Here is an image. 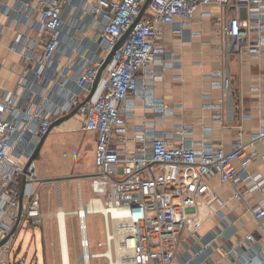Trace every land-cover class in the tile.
Returning a JSON list of instances; mask_svg holds the SVG:
<instances>
[{
    "label": "built area",
    "instance_id": "2783aa9c",
    "mask_svg": "<svg viewBox=\"0 0 264 264\" xmlns=\"http://www.w3.org/2000/svg\"><path fill=\"white\" fill-rule=\"evenodd\" d=\"M146 1L0 0V42L9 35L8 48L23 62L16 90L0 85V264H13L10 253L26 222L43 223L44 182L31 158L52 124L74 110L80 128L96 134L94 170L88 175L94 196L86 203L79 196L74 211L77 262L71 260L68 227L57 226L62 264L64 244L67 264H91L94 257L114 253L115 245L129 250L128 264H223L225 256L231 264H264V243L258 237H264V175L250 168L256 157L264 161V152L255 147L264 143V126L250 134L248 143L240 135L229 151L209 137L197 147L191 124H180L173 135L155 130L150 121L134 136L127 126L137 98L162 117L175 113L176 107L156 97L153 85L170 65L161 42L164 25L186 34L197 12L213 16L229 53L260 59L264 0H151L141 14ZM129 29L90 96L101 66ZM153 63L160 64V74L152 69V79L141 81L140 72ZM215 74L220 79L214 86L229 101L228 67ZM223 106V99L214 105L218 110ZM176 135L179 142L174 143ZM214 176L233 185L230 199L243 202L257 222V232H246L235 245L217 242L237 220L226 212L229 201L213 191L209 179ZM258 192L262 196L255 198ZM100 205L107 212L97 211ZM96 213L105 216V241L98 243L102 252H91L87 215ZM213 217L221 218L224 228L203 234ZM15 262L26 264V257Z\"/></svg>",
    "mask_w": 264,
    "mask_h": 264
},
{
    "label": "crops",
    "instance_id": "0c3cea01",
    "mask_svg": "<svg viewBox=\"0 0 264 264\" xmlns=\"http://www.w3.org/2000/svg\"><path fill=\"white\" fill-rule=\"evenodd\" d=\"M8 37L9 35H6L0 42V85L15 91L23 62L19 54L8 48ZM161 42L168 51L166 59L170 65L164 67L163 77L154 79L153 85L156 97L164 98L167 104L176 107L175 113L162 117L147 108L142 99L137 98L135 113L127 117L129 135L134 136L145 121H150L155 130L165 131L170 135H173L180 124L193 125L191 139L197 147H200L207 137L214 146L223 147L228 151L234 147L240 135L244 142L248 143L250 134L264 126V55L258 59L250 54L229 53L226 38L214 23L213 16H203L200 12L196 13L186 34L175 32L170 24L164 25ZM223 67H228L232 79V99L229 101L223 89L214 86L215 80L220 79L215 72ZM152 69L157 75L160 74L157 72L161 71V66L159 63H153L150 68L140 72V80L152 79ZM208 74H213V77H208ZM220 99L224 100V106L218 110L214 105ZM243 111L249 114L248 118L241 116ZM219 112L222 114L221 118L217 117ZM54 128L58 131H84L80 128L78 116L75 115ZM51 131L47 134L38 155ZM91 140L94 142L95 155L94 132ZM172 142H179L177 135L173 136ZM255 147L259 153L264 152V143L258 142ZM250 168L264 175V161L261 158L256 157ZM209 183L219 198L229 201L226 212L237 220L232 231L218 237L219 245H235L246 232H257V222L244 203L230 199L234 191L233 185L222 182L218 176L210 178ZM43 185L44 183L41 187ZM58 185L55 184V187ZM89 189L91 191V188ZM260 196L262 195L259 192L254 195L255 198ZM221 228H224L221 218L213 217L204 224L201 232L209 234ZM258 237L264 243V237L260 233ZM231 263V258L225 256L223 264Z\"/></svg>",
    "mask_w": 264,
    "mask_h": 264
},
{
    "label": "rangeland",
    "instance_id": "374dc122",
    "mask_svg": "<svg viewBox=\"0 0 264 264\" xmlns=\"http://www.w3.org/2000/svg\"><path fill=\"white\" fill-rule=\"evenodd\" d=\"M91 131H58L53 128L40 155L35 160L37 174L45 179L40 188L42 212L45 214L42 224L26 222L18 232L14 241L10 259L15 260L25 256L26 264H62L60 242L58 237V213L61 208L67 214V227L72 249L71 260L77 262L79 258L78 218L74 211L79 206V196L84 203L93 197L90 191L89 174L94 170V142ZM68 176H74L67 178ZM56 178H63L58 183ZM55 184H59L55 187ZM89 186V188H88ZM105 216L102 213L87 215L88 231L91 240V252H102L99 242L105 241ZM122 250L114 246L115 264L128 263L129 250L119 254ZM119 251V252H118ZM122 256L121 261L119 260ZM124 257V258H123ZM124 259V260H122ZM126 259V260H125ZM120 261V262H119ZM112 263H114L112 261ZM107 257H94L91 264H112Z\"/></svg>",
    "mask_w": 264,
    "mask_h": 264
},
{
    "label": "water",
    "instance_id": "95a60500",
    "mask_svg": "<svg viewBox=\"0 0 264 264\" xmlns=\"http://www.w3.org/2000/svg\"><path fill=\"white\" fill-rule=\"evenodd\" d=\"M150 1H151V0H147V1H146L145 5H144L143 8H142L141 14L145 11V9H146V7L148 6V4H149ZM139 18H140V16H139ZM129 32H130V29H129V30H128V31H127V32H126L121 38H120V40L118 41V43L115 45V47H114L112 53L107 57V60H106V61L104 62V64L101 66V68H100V70H99V73H98V76H97V78H96V80H95V82H94L93 89H92V92H91L90 96H91V95L93 94V92L95 91V89H96V87H97V85H98L99 79H100V77H101V74H102V72H103L105 66L107 65L109 59L111 58L113 52H114L116 49H118V48L124 43V41L126 40L128 34H129ZM90 96H89V97H90ZM89 97H88V98H89ZM75 112H76V110H74V111H72L71 113H69V114H67V115H65V116H63V117H61V118H59L58 120H56V121L52 124V128L55 127V126H57V125H59V124H61V123L64 122L65 120L69 119L70 117H72V116L75 114ZM46 136H47V134L43 136L41 142L39 143V145H38L37 148H36V151H35L34 155H33L32 158H31V161L34 160V159L38 156V154H39V152H40V150H41V147H42V145H43V142H44ZM72 177H74V176H68L67 178H72ZM62 179H63V178H56L55 180H57V181H61ZM44 180H45V179H44ZM44 180H43V181H44ZM4 241H5V240H4ZM2 242H3V241H2ZM2 242H1V243H2ZM1 243H0V244H1Z\"/></svg>",
    "mask_w": 264,
    "mask_h": 264
},
{
    "label": "bare ground",
    "instance_id": "6f19581e",
    "mask_svg": "<svg viewBox=\"0 0 264 264\" xmlns=\"http://www.w3.org/2000/svg\"><path fill=\"white\" fill-rule=\"evenodd\" d=\"M94 202H99V200L98 199H94V200H92V203H94ZM97 211H99V212H107V209L105 208V207H103V206H97ZM67 212L65 211V210H63L62 208L60 209V211H59V213H58V222H57V226L59 227H61L62 228V230H64V228H65V225H66V230H67ZM65 246H64V250H65V254H64V258H65V262H66V264H67V255H66V244H64ZM68 250H69V248H68ZM120 251V252H119ZM118 252H119V254L120 255H122L123 254V256H124V252L126 251V249H123V250H119ZM124 251V252H123ZM127 252V251H126ZM100 255H102V254H100ZM99 255V256H100ZM113 255H114V253H113V251H108V252H106V253H104L103 254V256H105V257H107L108 259H111L112 258V260H113V262L114 263H112V264H115V260L113 259ZM119 255V256H120ZM121 258H122V256H120V258H119V260L121 261ZM124 258V257H123ZM122 260H124V259H122ZM126 260V259H125ZM119 261V262H120ZM125 262L126 261H124V264H125ZM126 264H128V263H126Z\"/></svg>",
    "mask_w": 264,
    "mask_h": 264
}]
</instances>
